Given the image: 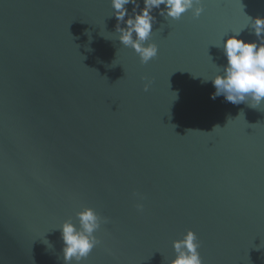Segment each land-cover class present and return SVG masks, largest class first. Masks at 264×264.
I'll list each match as a JSON object with an SVG mask.
<instances>
[{"label":"water","instance_id":"95a60500","mask_svg":"<svg viewBox=\"0 0 264 264\" xmlns=\"http://www.w3.org/2000/svg\"><path fill=\"white\" fill-rule=\"evenodd\" d=\"M152 14L142 64L111 0H0V264H64L59 227L86 206L109 223L82 264H170L189 228L203 264H264V103L204 82L264 0Z\"/></svg>","mask_w":264,"mask_h":264},{"label":"clouds","instance_id":"9594fccd","mask_svg":"<svg viewBox=\"0 0 264 264\" xmlns=\"http://www.w3.org/2000/svg\"><path fill=\"white\" fill-rule=\"evenodd\" d=\"M131 4L129 12L127 5ZM113 15L116 18V39L120 44L129 47L138 54L140 62L147 64L158 56L159 47L151 41L155 17L153 9H158L166 20H179L182 14L191 10L193 17L199 18L204 11V0H111ZM161 5L164 7L161 8ZM246 26H251L256 40H245L239 31L222 37L221 48L226 57V64L217 66V73L205 79L211 81L215 92L211 98L223 96L234 105L247 103L257 108L264 103V16L250 17ZM123 25V26H122ZM149 89L145 83L144 90ZM219 127V126H217ZM137 210H143V204H136ZM78 224L66 219L59 227L63 241L64 264H82L92 250L101 243L95 234L101 224L109 223L108 217H102L94 208L83 207L76 213ZM175 256L170 264H203L199 252V240L196 233L187 229L182 238L172 242Z\"/></svg>","mask_w":264,"mask_h":264},{"label":"snow or ice","instance_id":"6c2138e0","mask_svg":"<svg viewBox=\"0 0 264 264\" xmlns=\"http://www.w3.org/2000/svg\"><path fill=\"white\" fill-rule=\"evenodd\" d=\"M236 3H239V0H235Z\"/></svg>","mask_w":264,"mask_h":264}]
</instances>
